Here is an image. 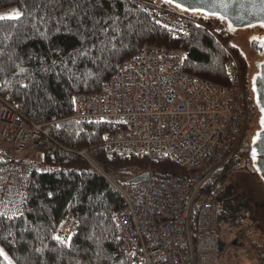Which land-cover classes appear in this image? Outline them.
<instances>
[{
    "label": "trees",
    "instance_id": "16d2710c",
    "mask_svg": "<svg viewBox=\"0 0 264 264\" xmlns=\"http://www.w3.org/2000/svg\"><path fill=\"white\" fill-rule=\"evenodd\" d=\"M13 7L23 15L19 20H0V96L28 120L58 123L52 127V139L38 148L41 155L25 160L31 168L26 204L21 214H0V245L12 264H145L139 254L118 252L115 214L125 201L113 182L132 184L126 179L135 168L183 181L194 173L170 158H108L103 139L113 125L70 118L75 96L100 90L123 62L146 45L184 49L185 71L220 84L229 83L225 62L235 55L241 80L248 83L250 63L232 41L236 31L222 22L213 33L209 27L215 17L160 0H0V10ZM166 8L182 14L178 18L188 33L168 30L150 13ZM244 92L248 106L255 107L250 88ZM241 157L239 151L231 154L200 185L191 207L192 229L206 199L218 201L219 223L225 217V222L245 224L249 205L244 197L233 198V186L222 179L225 172L240 167ZM9 160L0 152V164ZM68 213L75 215L78 226L69 243L62 244L55 237ZM252 232L245 233L251 241L247 256L264 264V243ZM0 264L8 260L0 256Z\"/></svg>",
    "mask_w": 264,
    "mask_h": 264
},
{
    "label": "built area",
    "instance_id": "2783aa9c",
    "mask_svg": "<svg viewBox=\"0 0 264 264\" xmlns=\"http://www.w3.org/2000/svg\"><path fill=\"white\" fill-rule=\"evenodd\" d=\"M150 13L168 30L188 33L178 16ZM219 22L209 27L211 32L220 30ZM184 58V49L142 47L100 90L78 93L70 118L113 125L103 139L109 158H170L194 173L189 181L151 172L127 186L113 182L125 201L115 214L120 255L139 254L145 264H224L218 201L200 203L194 229L191 207L200 185L241 146L249 118L247 95L238 63L230 56L227 84L188 73ZM57 123L28 120L0 96V152L10 158L0 164V214L22 213L31 182L22 152L38 151L52 139ZM77 226L75 215L68 213L57 236L68 244Z\"/></svg>",
    "mask_w": 264,
    "mask_h": 264
},
{
    "label": "rangeland",
    "instance_id": "374dc122",
    "mask_svg": "<svg viewBox=\"0 0 264 264\" xmlns=\"http://www.w3.org/2000/svg\"><path fill=\"white\" fill-rule=\"evenodd\" d=\"M159 11H165L166 13L169 12L171 16H176V17L179 15H182L180 14V12H173L171 8H166V9H162ZM16 12H18V9L14 7L9 8V9L4 8L0 10V16H8L9 14H15ZM183 15H186V14H183ZM219 23H222V22H219ZM263 31L264 29L260 27L244 28V29L236 30L235 34L232 37V41L235 44H237L241 48L242 51H244L250 63L248 83H247V81L241 80V77H242L241 70H240L241 65H240L238 58L235 55L234 56L229 55L231 58H233L238 63L239 70H240L241 86L244 90H246L247 87L250 88V77L253 74V72H255L256 70L255 62L261 58V56L257 53V51L253 47L250 46L249 38L253 35L262 34ZM249 109H250V112H249V118L246 124L245 133L242 136L241 146H239L238 148L239 155L240 156L242 155L238 163L240 167L231 169L229 172H225L223 174L222 179L225 183L227 184L229 183L233 186V187H230V190L233 192L232 193L233 198L236 197L237 199H241V200H244L245 198L246 204L249 205L250 208H253V219L259 216L261 219L264 220V214L262 213V209L259 207V203H261L264 199V183L262 182V180L259 178L258 175L249 171L251 170V168L252 170L254 169L252 167L251 160L248 155V150L250 148V138L252 134L254 133V131L259 126L258 125L259 112L256 106L254 107L253 105L250 106ZM244 137H246V139L249 142L247 148L246 146H243V143L245 142ZM2 155L7 156L4 152L2 153ZM34 155L39 157L41 154L40 152H37V150L33 152H27V151L22 152V156L26 158L30 156H34ZM14 156L22 157L20 154H14ZM138 172L140 171H138L135 168L134 174ZM239 196H242V197H239ZM251 203L253 207L251 206ZM226 211L228 212V209H226ZM234 211H239V209L235 208ZM226 220L227 218L225 217L220 218V223L222 227L220 236L226 241V249L224 250V254H223L224 264H252V263L258 264L256 260L254 261L253 259L249 260L250 258H248L247 256V254L249 253L251 254V250H249L251 246V243H250L251 241H247L250 236L246 235L245 233L254 229L252 225L250 224L251 221L249 219V216H245V218L243 219V222L245 223L243 224V226L242 225L240 226L241 223L235 224V221L225 222ZM243 229H245V231H242ZM0 248L4 250V248L1 245H0ZM4 252L8 256L5 250Z\"/></svg>",
    "mask_w": 264,
    "mask_h": 264
},
{
    "label": "water",
    "instance_id": "95a60500",
    "mask_svg": "<svg viewBox=\"0 0 264 264\" xmlns=\"http://www.w3.org/2000/svg\"><path fill=\"white\" fill-rule=\"evenodd\" d=\"M161 1L166 2V0ZM222 2L228 3L229 7L227 9L221 7ZM169 4L176 7L177 4H180L181 7L177 8L187 9L185 11L190 13L198 12L213 16L225 22L227 28L231 31L260 27L261 22H264V0H174L173 3ZM196 9H199V11H196ZM212 13H216V15ZM221 15L224 16V19H219ZM260 28L264 29V27ZM249 44L261 58L255 62L256 70L250 77L253 101L259 112V126L250 138L248 155L256 175L264 183V126L261 124V120L264 118V112L261 111V108H264V34L251 36ZM150 173V170H143L128 177L126 182L134 183L144 180L150 176ZM219 244L222 250L225 249V240L220 238Z\"/></svg>",
    "mask_w": 264,
    "mask_h": 264
},
{
    "label": "snow or ice",
    "instance_id": "6c2138e0",
    "mask_svg": "<svg viewBox=\"0 0 264 264\" xmlns=\"http://www.w3.org/2000/svg\"><path fill=\"white\" fill-rule=\"evenodd\" d=\"M166 2H167V3H173L174 0H166ZM214 6H215V5H214ZM220 6L223 7V8H225V9H227V8L229 7L228 3H225V2H222ZM177 7H181V5H180V4H177ZM184 10H187V9H184ZM196 11H199V9H196ZM212 14H213V15H216V13H212ZM22 15H23L22 13H20V12H16L15 14H9L8 16H0V20H3V19L19 20V19L22 18ZM219 19H224V16H222V15L219 16ZM260 27H264V22H261ZM254 39H255V38H254ZM25 71H26L25 69H21V72H22V73L25 72ZM24 87H27V85H25ZM261 111L264 112V108H261ZM261 124H262V126H264V118H262V120H261ZM55 239H56L58 242L62 243V244L65 243V241H63V240L61 239V237H59V236L55 237ZM67 246L70 247V245H67ZM0 256H4V258H5L6 260H8V264H12V261L8 258V256L6 255V253L4 252V250H3L2 248H0Z\"/></svg>",
    "mask_w": 264,
    "mask_h": 264
},
{
    "label": "crops",
    "instance_id": "0c3cea01",
    "mask_svg": "<svg viewBox=\"0 0 264 264\" xmlns=\"http://www.w3.org/2000/svg\"><path fill=\"white\" fill-rule=\"evenodd\" d=\"M264 199L261 203H259V207L262 209V213L264 214ZM251 206L253 207L252 203ZM249 213V219L251 221V225L254 228L252 234L254 233L255 237L260 239V242L262 241L264 243V220L261 219L259 216L255 219H253V208H250ZM242 231H245L243 229ZM250 239V237H249ZM249 239L247 241H249Z\"/></svg>",
    "mask_w": 264,
    "mask_h": 264
},
{
    "label": "flooded vegetation",
    "instance_id": "af4514ba",
    "mask_svg": "<svg viewBox=\"0 0 264 264\" xmlns=\"http://www.w3.org/2000/svg\"><path fill=\"white\" fill-rule=\"evenodd\" d=\"M263 29V28H262ZM262 34H264V31H263V33ZM262 34H258V35H262ZM244 140H245V142L243 143V146H246L247 144H249V142H248V140L246 139V137H244ZM228 245V244H227Z\"/></svg>",
    "mask_w": 264,
    "mask_h": 264
},
{
    "label": "bare ground",
    "instance_id": "6f19581e",
    "mask_svg": "<svg viewBox=\"0 0 264 264\" xmlns=\"http://www.w3.org/2000/svg\"><path fill=\"white\" fill-rule=\"evenodd\" d=\"M180 49V48H179ZM252 71V70H251ZM250 100V99H249ZM251 102V101H250ZM71 114V113H70ZM85 123V122H84ZM77 150V149H76ZM86 152V151H85ZM109 158V157H108ZM111 159V158H110ZM113 159V158H112ZM94 164V163H93ZM102 173L103 171L101 170V168H99L96 164H94ZM100 165V164H99ZM112 177V176H111ZM114 177V176H113ZM222 238V237H221ZM223 239V238H222ZM224 240V239H223Z\"/></svg>",
    "mask_w": 264,
    "mask_h": 264
}]
</instances>
